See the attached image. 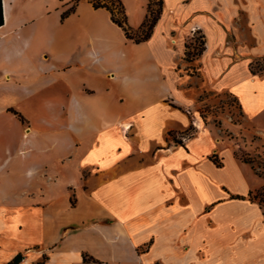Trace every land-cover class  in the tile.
<instances>
[{"label":"crops","instance_id":"obj_1","mask_svg":"<svg viewBox=\"0 0 264 264\" xmlns=\"http://www.w3.org/2000/svg\"><path fill=\"white\" fill-rule=\"evenodd\" d=\"M51 1L0 0V192L22 183L27 197L0 206V264L18 253L17 264H85L82 253L100 264H264V207L231 197L264 182H244L245 162L231 144L221 155L215 142L230 141L213 124L196 123L181 143L171 136L192 129V99L172 76L198 30L201 72L210 57L213 86L240 105L232 129L264 139V70L249 68L264 51L246 46L264 42V0H162L139 43L86 0L96 14L61 27ZM137 2L134 27L147 14ZM240 8L243 34L232 28ZM226 28L243 45L227 47Z\"/></svg>","mask_w":264,"mask_h":264},{"label":"rangeland","instance_id":"obj_2","mask_svg":"<svg viewBox=\"0 0 264 264\" xmlns=\"http://www.w3.org/2000/svg\"><path fill=\"white\" fill-rule=\"evenodd\" d=\"M48 1V3H50V0ZM123 1L126 2V5H128L127 7L125 6V3ZM234 1L240 2L241 0ZM51 2L53 4L58 3L59 8L57 10H51L50 15H48V19H52L54 21V19L56 18L57 23L61 24V27H63L64 22L67 19L74 20L81 16H90L92 14H96L92 11V9L85 5L84 0H80L76 6L75 11L62 19L61 14L68 6H63V8H61L60 5L65 2V0H62V3H59V0H52ZM121 2L124 6L127 23L129 24V20L131 22H137L139 19V17H137L136 9L138 3L137 0H121ZM218 6L219 5L217 3V7ZM245 16V8H240L238 13L234 15V20L232 21V28H236V30L238 29L239 32H242V34L245 29ZM139 26L140 24L137 27ZM131 27L137 28L134 26ZM62 30H64V28ZM202 38L203 33L201 31H192V33L186 39V42H191L190 52H196L198 50L201 45ZM243 42H245V39L243 37L236 38L233 33V29L226 28L225 44L227 47L232 46L234 48L237 46V44L243 45ZM248 43L249 44H247L246 46H248L249 48H254L256 53L264 51V42L254 41L253 43H251L249 40ZM176 57L177 60H179L176 66L177 72L180 76H178L177 74L173 75L172 83L175 86L177 85V95H180L187 100L192 99V105L188 107L192 129L190 130L189 134L175 133L177 138L186 140L189 137L193 136L199 128L196 123H200V126L202 127L203 125L213 124L216 130V132L214 133L216 135L218 133L221 136H224L231 142L230 143L224 140L223 142H215V145L221 155L229 159L231 144L233 145L232 147L234 149V154L236 155V157L249 161V163H243L240 165L241 175L244 179V182H247L249 184H259L261 181L264 182V139H258L257 137H255L256 135L254 136L248 133L245 126L237 127L239 129H237L236 131L232 129L233 124L243 122L242 111L236 97L231 91H229L227 88L219 89L217 87L216 89L213 86L218 85L220 82L217 81V84H215V78L208 75L207 71L205 70L206 64L210 63V59H208L210 57L204 60V72H201L200 69V56L189 62L184 60V55H181V57H179L178 55ZM232 57L234 60L239 58V56H237L235 52L233 53ZM263 67L264 56H258L252 60L249 68L255 73H261V68ZM1 105L2 104H0V106ZM9 111L12 112L11 110ZM202 138L205 144L206 142H211V139L205 134H202ZM22 142L23 141L20 140L21 144ZM215 158L217 160V157ZM6 171L7 170L4 169L3 172L0 173L1 184L3 182L4 172ZM23 187L24 185H22V183H17L9 190L6 189L0 192V206H14V204L21 205L22 202L27 198L23 195ZM25 217L27 218V215H25ZM21 235L22 234H20L18 238L20 237L22 239L23 237ZM3 238L4 237H0V241Z\"/></svg>","mask_w":264,"mask_h":264},{"label":"trees","instance_id":"obj_3","mask_svg":"<svg viewBox=\"0 0 264 264\" xmlns=\"http://www.w3.org/2000/svg\"><path fill=\"white\" fill-rule=\"evenodd\" d=\"M80 0H69L68 2V7L62 12L61 18L64 19L66 16L69 14L73 13L76 9V6ZM91 5L93 8H105L109 14H110V19L113 23H115L117 26H119L125 37L135 43H139L142 41H145L149 38L151 35L152 29L157 22L160 13H161V5H162V0H147V14L143 20V22L140 24L139 27L137 28H132L128 23H127V17L125 14L124 6L121 2V0H86ZM155 6V7H154ZM1 23V20H0ZM190 45L191 42H186L185 43V51H184V60L186 61H192L196 57L200 55L204 48V40L202 38L201 40V45L198 48L196 52H190ZM264 70V67L261 68V71ZM252 73H255L254 71L251 70ZM11 110L14 114L17 115V117L23 121L24 118L23 116L17 112L14 109H9ZM190 130H187L183 132V134H189ZM171 136L175 140V142L181 143L182 140L177 138L176 134L174 132H171ZM214 163L217 166H220L221 163L216 160L215 157L212 158ZM243 162L249 163L248 160L240 158ZM263 191H264V184L253 190L249 191L246 196L243 195H232L231 197L233 198H240L244 199L247 198L250 201H257L261 206L264 207V199H263ZM71 203L73 204L74 201L71 200ZM22 258L21 253H18L14 256V258L8 262V264H17ZM82 261L85 264H100V261L93 258L91 255L87 253H82Z\"/></svg>","mask_w":264,"mask_h":264}]
</instances>
